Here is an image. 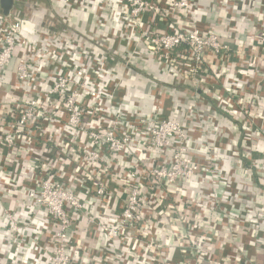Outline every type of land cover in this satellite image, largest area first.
Instances as JSON below:
<instances>
[{
	"label": "built area",
	"instance_id": "built-area-1",
	"mask_svg": "<svg viewBox=\"0 0 264 264\" xmlns=\"http://www.w3.org/2000/svg\"><path fill=\"white\" fill-rule=\"evenodd\" d=\"M118 1L122 64L110 49L0 15V204L18 199L1 206L0 236L38 264H83L80 251L88 264H257L264 155L244 158L264 142V0H208L210 14L201 0ZM220 17L250 38L233 47ZM142 45L160 75L202 95L177 97L163 116L155 85L151 111H135L127 77ZM85 224L104 242L93 247Z\"/></svg>",
	"mask_w": 264,
	"mask_h": 264
},
{
	"label": "crops",
	"instance_id": "crops-1",
	"mask_svg": "<svg viewBox=\"0 0 264 264\" xmlns=\"http://www.w3.org/2000/svg\"><path fill=\"white\" fill-rule=\"evenodd\" d=\"M33 1L34 0H14L13 5L9 10V14L28 20L30 28L39 25L41 29H45L47 32L52 33L54 37L61 38L63 35L67 37H79L82 44H91L95 47L98 46L104 48L105 50L110 49V52L115 56V64H118V62L122 64L121 58L123 56L122 51L124 50V47L122 46L123 43L120 42L121 38H117L113 34L119 32L117 27L118 19L116 17L109 18L105 14V11H109L108 15L110 12L112 13V11H115V15L118 16L119 12H124L125 7L119 3L118 0H104V5L100 9H95L98 0H84L83 3L74 7L71 6L69 1L68 3L65 0H36L38 4L36 3L35 7ZM201 2L203 5V11H206L208 14L213 13V7H210L208 0H201ZM259 4L260 2L258 0L255 5L258 6ZM18 7L23 8L22 11L18 10L20 9ZM25 8H27V10ZM24 9L27 14L25 17H23V13H25ZM0 15H5L1 5ZM100 15H105L106 19L102 20ZM201 18L207 20L214 19L213 16L206 14L201 15ZM217 20V30L221 31V33L224 31L228 32L227 36L233 47L242 45L250 38L249 28H244L242 30L237 26L239 31L236 29L235 25L226 28L224 26L226 20H224L223 17H220ZM158 23L159 27L162 29L164 26L163 23L161 21H158ZM140 48H143L140 52L145 55V59L137 57L135 63L130 67V74L127 77L128 80H130L128 86L130 87V90L133 88L132 93L139 104H141L143 100V92L150 95V92L155 85H158L162 94L159 109L161 112L163 111V114H171L170 106L172 102H176L177 97H183L186 103L192 104L198 96L202 95L200 91H195L193 87L187 84H179L175 81L169 82L168 79L172 78L166 74L160 75L156 62L151 59L152 57L148 49L142 45L141 47H138V51ZM139 57L142 56L139 55ZM152 107L153 104L150 97L146 113H149ZM187 113V108L183 107L182 115L179 117L183 119ZM231 130L235 139L238 135V128L234 126ZM262 149H264V142L257 141L256 149L250 150L249 157L244 158L245 163L252 164L255 159H258L259 156H261ZM5 152L6 149L3 148L2 150V148H0V157L2 155L1 153ZM253 183L256 185L257 179H255V181L253 180ZM249 189H251V187H249ZM254 190L256 189L254 188ZM86 204L89 205V199H86ZM103 214L107 215V212L105 211ZM88 230L89 227L85 224L83 233L88 238V241L92 243L93 247L96 244L100 245V243L104 242L105 238L102 233L91 237ZM39 237L41 239L46 238L47 232L44 231ZM0 247L4 252V256L0 257V264H38L37 261L41 259V257H38L37 259L32 257V251L24 255L22 259L20 257H17L18 259H16V257H13V250L15 249H13V246L11 248L7 247L2 236H0ZM80 253L82 256V251H80ZM84 255L85 257H83V261L86 264L90 263L91 255L89 253L88 255L84 253ZM257 262L264 264V253L257 256Z\"/></svg>",
	"mask_w": 264,
	"mask_h": 264
},
{
	"label": "trees",
	"instance_id": "trees-1",
	"mask_svg": "<svg viewBox=\"0 0 264 264\" xmlns=\"http://www.w3.org/2000/svg\"><path fill=\"white\" fill-rule=\"evenodd\" d=\"M150 99V95L148 93H144L143 92V100L141 102V104H138V107L137 109H135V111H138L140 114H145L147 112V109H148V100ZM163 112V111H162ZM163 116H171V114L169 113H162ZM224 123H227L226 120H224ZM230 127H234L235 125L231 124L230 122L227 123ZM250 150H255L254 148L253 149H250ZM264 155V149H262V152H261V156ZM17 156H21L20 154H18ZM258 160V159H257ZM258 167H261V162L259 161V165L256 166V173H255V177L257 179V183L255 185V189H258L259 188H262L264 186V184H262V181L261 180H264V172L262 174H260L258 172ZM257 187V188H256ZM179 188L181 189L182 192H185V193H189V194H192L190 197H194V190H193V186L190 184V183H186L184 182L181 186H179ZM191 189L193 190V193L191 191ZM18 202V199H10L9 198H3V200L1 201V204H0V212H2V207H7L9 209H13L14 208V205H16ZM222 235V234H221ZM211 237V236H210ZM223 237H225V239L228 238V236L226 234H223ZM78 253H79V250H78ZM261 253H264V247H262L257 256ZM83 257H85L84 253L82 254L81 256V253H79V256H78V260L85 263L83 261ZM256 263L257 264H261L259 262H257V257H256Z\"/></svg>",
	"mask_w": 264,
	"mask_h": 264
},
{
	"label": "rangeland",
	"instance_id": "rangeland-1",
	"mask_svg": "<svg viewBox=\"0 0 264 264\" xmlns=\"http://www.w3.org/2000/svg\"><path fill=\"white\" fill-rule=\"evenodd\" d=\"M36 3H37V1L36 0H34L33 1V4H34V6L36 7ZM32 4V3H31ZM38 4V3H37ZM104 5V3L101 5V7L100 8H102V6ZM18 8H20V7H18ZM22 9L23 8H20V9H18V10H20V11H22ZM26 10H27V8H25ZM24 9V10H25ZM26 10H25V13H23V17H25V15H27L26 14ZM120 11V10H119ZM108 12L109 11H105V14L107 15V17H109V18H114V17H116L118 20H119V18H118V16H116L115 15V11H112V13L110 12L109 13V15H108ZM22 13V12H21ZM121 13V12H120ZM15 15V14H14ZM119 15V14H118ZM16 16V15H15ZM16 17H18V16H16ZM257 197L259 198V199H261L262 201H264V193L263 192H261V191H258L257 192Z\"/></svg>",
	"mask_w": 264,
	"mask_h": 264
},
{
	"label": "water",
	"instance_id": "water-1",
	"mask_svg": "<svg viewBox=\"0 0 264 264\" xmlns=\"http://www.w3.org/2000/svg\"><path fill=\"white\" fill-rule=\"evenodd\" d=\"M14 0H0V5L5 15L9 14V10L13 5Z\"/></svg>",
	"mask_w": 264,
	"mask_h": 264
}]
</instances>
